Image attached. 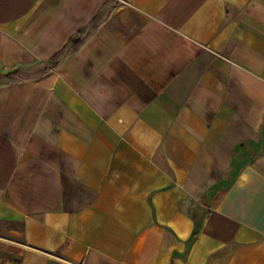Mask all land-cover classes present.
Segmentation results:
<instances>
[{
	"label": "crops",
	"instance_id": "obj_1",
	"mask_svg": "<svg viewBox=\"0 0 264 264\" xmlns=\"http://www.w3.org/2000/svg\"><path fill=\"white\" fill-rule=\"evenodd\" d=\"M109 0H0V75ZM0 87V264H264V0H116Z\"/></svg>",
	"mask_w": 264,
	"mask_h": 264
},
{
	"label": "trees",
	"instance_id": "obj_2",
	"mask_svg": "<svg viewBox=\"0 0 264 264\" xmlns=\"http://www.w3.org/2000/svg\"><path fill=\"white\" fill-rule=\"evenodd\" d=\"M118 4L116 0H109L96 17L72 36L65 46L52 56L48 62L42 64V68L36 74L26 75L20 67H16L0 75V87L38 79L58 69L66 59L77 54L96 35L99 28L109 19Z\"/></svg>",
	"mask_w": 264,
	"mask_h": 264
}]
</instances>
